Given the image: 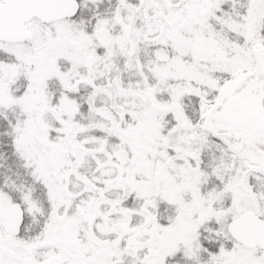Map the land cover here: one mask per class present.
I'll list each match as a JSON object with an SVG mask.
<instances>
[{
	"label": "snow or ice",
	"instance_id": "obj_1",
	"mask_svg": "<svg viewBox=\"0 0 264 264\" xmlns=\"http://www.w3.org/2000/svg\"><path fill=\"white\" fill-rule=\"evenodd\" d=\"M0 264H264V0H0Z\"/></svg>",
	"mask_w": 264,
	"mask_h": 264
}]
</instances>
